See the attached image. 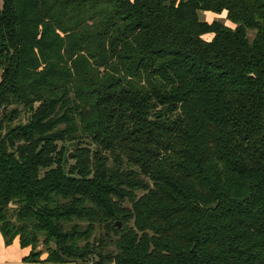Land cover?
<instances>
[{"label":"trees","instance_id":"16d2710c","mask_svg":"<svg viewBox=\"0 0 264 264\" xmlns=\"http://www.w3.org/2000/svg\"><path fill=\"white\" fill-rule=\"evenodd\" d=\"M0 230L41 264H264V0H1Z\"/></svg>","mask_w":264,"mask_h":264},{"label":"crops","instance_id":"0c3cea01","mask_svg":"<svg viewBox=\"0 0 264 264\" xmlns=\"http://www.w3.org/2000/svg\"><path fill=\"white\" fill-rule=\"evenodd\" d=\"M31 249L30 246H22L19 237H16L11 244H6L5 238L0 230V264H41L28 259Z\"/></svg>","mask_w":264,"mask_h":264},{"label":"rangeland","instance_id":"374dc122","mask_svg":"<svg viewBox=\"0 0 264 264\" xmlns=\"http://www.w3.org/2000/svg\"><path fill=\"white\" fill-rule=\"evenodd\" d=\"M0 4H1V0H0ZM201 14H202V18L204 20L209 21V22H211L213 20H221L223 22H227L228 24H230L229 21L227 20L225 14L224 15L223 14H217V13H213V12H210V11H202ZM207 38H210V36H207ZM70 153H72L73 155H72L71 158H69V160H71V163H74L75 161H74V152H73V150H71ZM41 247L44 248L43 245H41Z\"/></svg>","mask_w":264,"mask_h":264},{"label":"water","instance_id":"95a60500","mask_svg":"<svg viewBox=\"0 0 264 264\" xmlns=\"http://www.w3.org/2000/svg\"><path fill=\"white\" fill-rule=\"evenodd\" d=\"M6 71H7V68H6ZM72 155H73V154H72V153H70V154H69V158H71V157H72ZM79 172H80V171H79ZM116 224H117L118 226H121V222H120V221H118Z\"/></svg>","mask_w":264,"mask_h":264}]
</instances>
